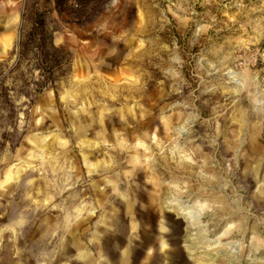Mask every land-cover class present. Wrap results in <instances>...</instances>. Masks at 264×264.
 <instances>
[{
  "label": "rangeland",
  "instance_id": "rangeland-1",
  "mask_svg": "<svg viewBox=\"0 0 264 264\" xmlns=\"http://www.w3.org/2000/svg\"><path fill=\"white\" fill-rule=\"evenodd\" d=\"M0 264H264V0H0Z\"/></svg>",
  "mask_w": 264,
  "mask_h": 264
}]
</instances>
